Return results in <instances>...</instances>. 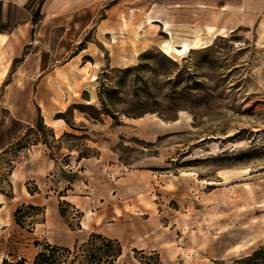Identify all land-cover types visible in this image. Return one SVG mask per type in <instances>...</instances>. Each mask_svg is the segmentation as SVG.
<instances>
[{"label":"rangeland","instance_id":"374dc122","mask_svg":"<svg viewBox=\"0 0 264 264\" xmlns=\"http://www.w3.org/2000/svg\"><path fill=\"white\" fill-rule=\"evenodd\" d=\"M231 1L209 18L101 0L83 79L58 91L24 85L0 47V264L92 232L119 240L116 264H264V6Z\"/></svg>","mask_w":264,"mask_h":264},{"label":"crops","instance_id":"0c3cea01","mask_svg":"<svg viewBox=\"0 0 264 264\" xmlns=\"http://www.w3.org/2000/svg\"><path fill=\"white\" fill-rule=\"evenodd\" d=\"M100 1L0 0V47L11 50L12 57L21 56L16 72L24 77V85L33 81L35 91H58V85H68L67 78L83 79L81 68L86 63L80 60L88 51L81 44V34L98 13ZM167 1L194 12L204 11L209 18L217 12L218 0ZM259 3L264 6V0H244L242 6L251 14L257 12ZM106 19L103 16L98 25H106ZM89 160L83 157L81 162L89 168ZM67 171L72 174L67 181L80 180L77 171Z\"/></svg>","mask_w":264,"mask_h":264},{"label":"trees","instance_id":"16d2710c","mask_svg":"<svg viewBox=\"0 0 264 264\" xmlns=\"http://www.w3.org/2000/svg\"><path fill=\"white\" fill-rule=\"evenodd\" d=\"M37 125L42 126V116H39ZM18 140L15 141V143ZM11 144L4 147L2 151L10 149ZM0 191L12 195V191L0 186ZM31 207H39L34 203L28 204ZM22 206H18L15 215L18 219ZM19 220V219H18ZM122 253V246L119 240L101 233L92 232L90 237L74 247L58 243L46 242L36 253L32 260L25 257L9 259L5 257L1 264H116V258Z\"/></svg>","mask_w":264,"mask_h":264},{"label":"bare ground","instance_id":"6f19581e","mask_svg":"<svg viewBox=\"0 0 264 264\" xmlns=\"http://www.w3.org/2000/svg\"><path fill=\"white\" fill-rule=\"evenodd\" d=\"M149 19L150 20H158L161 22L164 21L165 25L168 23V19L163 18L162 16L154 15V14H149ZM190 42H188L187 40H183L181 43H176L174 41L164 40L160 43V45L164 48V51L166 53H172L173 52L176 54H184V53L188 52L187 50H189L190 48L197 47L199 45L198 41L192 42V43H190ZM83 226H87V222L84 221Z\"/></svg>","mask_w":264,"mask_h":264}]
</instances>
